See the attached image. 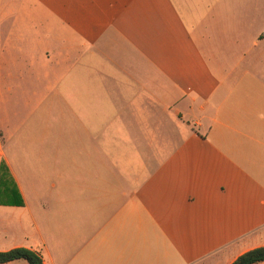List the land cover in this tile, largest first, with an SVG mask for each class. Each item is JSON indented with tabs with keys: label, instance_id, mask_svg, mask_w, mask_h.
Returning a JSON list of instances; mask_svg holds the SVG:
<instances>
[{
	"label": "crops",
	"instance_id": "1",
	"mask_svg": "<svg viewBox=\"0 0 264 264\" xmlns=\"http://www.w3.org/2000/svg\"><path fill=\"white\" fill-rule=\"evenodd\" d=\"M193 1L0 0L2 87L20 88L29 96L26 107L38 113L15 135H8L12 127L4 119V131L0 126L19 173L55 177L65 169L68 183L81 182L84 201L96 198L98 207L126 201L137 222V211L153 194L151 183L162 174H132L104 161L182 160L200 155L199 143L216 141L236 145L218 153L250 174L249 158H264V84L242 73L249 83L239 88L233 76L241 72V57H230L233 67L221 64L223 75L212 69L201 47L209 46L206 33L219 28L209 23L219 4L195 0L193 18ZM226 86L232 98L222 95ZM191 125L204 128V135ZM10 159L0 148L1 166L13 177ZM166 172L168 180L178 179L175 171ZM16 187L20 207L29 210L22 186ZM173 188L177 196L185 191ZM120 240L103 233L99 255L108 264H139L137 234H130L125 249ZM258 247L264 236L227 264Z\"/></svg>",
	"mask_w": 264,
	"mask_h": 264
},
{
	"label": "rangeland",
	"instance_id": "2",
	"mask_svg": "<svg viewBox=\"0 0 264 264\" xmlns=\"http://www.w3.org/2000/svg\"><path fill=\"white\" fill-rule=\"evenodd\" d=\"M210 2L219 4L213 21H209L219 28L206 33L204 44L209 46L201 49L212 69L223 75L221 64L233 67L234 58L230 57H241L236 65L241 72L233 76L239 88L249 83L244 73L264 84V37L260 38L264 34V0ZM192 10L195 13L189 14L194 18L195 0ZM19 89H4L0 78V126L4 131L3 119L11 125L8 135H15V128L21 125L35 122L38 115L26 107L29 96ZM222 95L232 98L233 92L226 86ZM191 126L201 137L204 135V128ZM8 143L7 136L0 139V148L11 158L15 175H8L1 160L0 183L18 182L29 210L0 205V252L23 247L39 253L47 264H108L99 255L104 248L99 245L102 234H116L125 249L132 233L138 236L139 264H227L241 249L261 242L264 236V158L251 156V173L243 174L218 153L220 148L232 149L236 145L199 143L200 155L182 160L104 161L112 166L116 163L117 168L132 174H162L151 183L153 194L137 211V222L131 218V205L124 204L126 201L107 207H98L96 198L84 201L81 182L74 178L69 184L65 169L63 175L55 177L21 175L18 161L6 149ZM245 144L256 146L254 142ZM262 150L261 145V154ZM169 170L179 175L177 180H168ZM174 184L185 189L181 196L176 195ZM132 187L127 189L125 200L133 192ZM256 227H260L256 233L233 241ZM5 264L27 263L15 260Z\"/></svg>",
	"mask_w": 264,
	"mask_h": 264
},
{
	"label": "trees",
	"instance_id": "3",
	"mask_svg": "<svg viewBox=\"0 0 264 264\" xmlns=\"http://www.w3.org/2000/svg\"><path fill=\"white\" fill-rule=\"evenodd\" d=\"M0 205L23 206L22 197L14 183L2 181L0 183ZM15 260H24L27 264H44L39 253L31 249L17 247L8 251L0 252V264ZM264 261V247L249 250L235 259L232 264H256Z\"/></svg>",
	"mask_w": 264,
	"mask_h": 264
}]
</instances>
